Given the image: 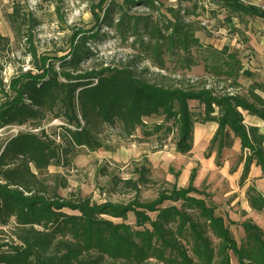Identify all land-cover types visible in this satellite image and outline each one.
<instances>
[{"label":"trees","instance_id":"obj_1","mask_svg":"<svg viewBox=\"0 0 264 264\" xmlns=\"http://www.w3.org/2000/svg\"><path fill=\"white\" fill-rule=\"evenodd\" d=\"M116 1L100 0L93 8L96 22L117 35L123 34V38L134 37L133 45H139L140 54L147 55L142 62L148 59L165 74L148 76L147 67L139 69L131 61L118 67L102 63L83 68L80 41L86 34L75 31L69 54L56 60L60 62L58 69L51 65L52 59L41 57L33 61V70H21L12 76L8 92L0 98V130L29 125L31 131L0 138V264H232L230 253L239 264H264V230L251 219L243 222L246 238L239 246L224 218L215 215L213 205L190 195L198 193L192 186L188 190L174 187L160 191L154 200L142 202L143 177L116 178L112 181L114 192L132 193L133 197L127 203L106 201L101 205L91 197H64L51 188L50 181L60 174L50 173L49 168L72 165L79 147L101 149L100 137L108 126H118L126 136H132L137 128L144 127V118L173 119L178 151L187 154L192 150L195 123L191 100L204 105L202 123L218 124L211 143L231 129L242 150H249L243 179L253 162L264 171V134L244 124L242 114L247 111L264 120V99L257 92L264 93V84L251 86L241 94L237 91L241 86L232 80L225 88L210 84L207 77L186 85L173 79L167 73L164 56L174 55L183 70L195 66L190 51L200 46L196 29L187 24L181 9L172 8L166 23L151 20L141 24V19L123 11V6L143 0H120L122 5ZM210 1L229 3L240 12L264 20L261 7L245 6L239 0ZM15 5L7 20L16 37L25 39L23 28L33 19H19L20 5ZM97 8L103 11V17L96 13ZM7 41L0 34V47ZM31 55L36 58L35 52ZM210 58L213 63L223 61L217 54ZM227 64H209L205 70L210 67L208 74L227 76L226 84L237 72L236 66L226 71ZM5 87L0 78L3 92ZM49 118L63 120L57 132L62 144L50 139L43 129ZM219 144L220 152L223 144ZM102 172L108 175V169ZM195 176L193 173L192 179ZM60 186L67 188V181ZM165 201L181 204L164 206ZM248 201L255 211L264 209V196L255 187L249 188ZM131 212L137 219L134 226L126 223ZM151 213H155V219ZM104 216L124 221L115 224Z\"/></svg>","mask_w":264,"mask_h":264},{"label":"rangeland","instance_id":"obj_2","mask_svg":"<svg viewBox=\"0 0 264 264\" xmlns=\"http://www.w3.org/2000/svg\"><path fill=\"white\" fill-rule=\"evenodd\" d=\"M99 2L100 0H0V34L9 40L7 45L4 43L0 47V78L6 85L4 92V89H0V98L8 92L7 86L12 76L21 70L23 72L33 70L35 60L48 57L53 60L50 62L51 65L58 69L60 62L56 60L69 54L71 36L75 31L86 34L80 41L83 68L96 67L102 63L118 67L121 63L131 61L139 69L147 67L148 76L160 72L148 59L142 62L147 55L140 54L139 45H133L134 37L123 38L121 37L123 34L117 35L103 23L96 22L93 8ZM116 2L123 4L120 0ZM239 2L245 6L256 7L261 0ZM15 4L20 5L19 19L25 16L33 19L23 28L25 39L16 37L7 20V15L14 10ZM261 6L264 9V6ZM172 8L182 10L181 16L185 15L187 24L196 29L200 46L190 51L196 61V65L190 69H181L182 62L174 55L164 56L170 77L181 80L185 85L207 77L210 84L225 88H228L232 80L241 86L237 88L241 94L251 86L258 88L264 84V68L260 66L258 69L255 68L259 59L253 50L255 42L252 36H260L262 30L259 26L264 21L262 18L249 16L248 19L254 25L248 26L250 23L246 19L248 14L236 10L229 3L210 0H143L140 3L123 6V11L130 16L139 17L142 24L151 20L167 22L171 17ZM96 13L103 17V11H99L98 8ZM256 20L259 21L257 25ZM250 27L258 28V32L254 30L250 35ZM31 52L36 53V58ZM212 54H217L228 63L227 67L225 65L226 71L236 66L237 72L228 83L224 82L227 76L208 74L207 72L211 71L210 67H207L206 72L205 67L209 64H212V67L224 64L223 61L213 63L210 58ZM189 102L195 123L192 150L187 154L178 151L179 137L173 119L167 121L164 116L144 118V127L137 128L132 136H126L118 126H108L100 137L103 144L101 149L91 151L87 147H79L76 156L71 160L72 165L65 167L53 165L49 168L50 173L60 174L58 178L50 181L51 188L64 197H91L94 203L101 205L106 201L127 203L133 197L132 193L114 192L112 181L116 178L139 180L143 177L140 184L142 202L154 200L160 191L172 190L174 187L188 190L189 186H192L198 193L190 195L212 204L215 215L224 218L237 244L242 246L246 238L243 222L251 219L264 230V209L257 212L250 207L248 201L250 187H255L264 196V176L260 179L259 188L255 184H250L257 182L252 179L250 182L247 179L250 173L243 179L244 164L249 150H242L241 146H238L239 139L231 129L226 131L224 137H219L211 143L217 130L213 133L210 122L202 123L205 117L204 105L196 100ZM63 124L62 119L49 118L45 121L43 129L50 139L62 144L57 132L60 131L59 126ZM30 129L29 125L5 127L0 130V138H9L18 132L31 131ZM32 131L40 133V130ZM220 141L223 149L219 152ZM254 163L256 162H253L252 166ZM104 169H108V175L103 174ZM193 173L196 174L194 179ZM63 180L68 183L65 189L60 186ZM120 188L118 190H122ZM180 202L175 203L180 206ZM164 203V206L175 204L171 201ZM66 212L77 213L69 210ZM150 215L155 219V213ZM104 217L111 219L115 224L124 221L121 218ZM136 222L135 215L129 213L126 223L134 226ZM230 260L232 264H239L233 253H230Z\"/></svg>","mask_w":264,"mask_h":264},{"label":"crops","instance_id":"obj_3","mask_svg":"<svg viewBox=\"0 0 264 264\" xmlns=\"http://www.w3.org/2000/svg\"><path fill=\"white\" fill-rule=\"evenodd\" d=\"M261 5L264 6V0L258 4L259 7H262ZM249 16L251 15H248L247 16V20H249ZM254 17V16H253ZM250 21V20H249ZM258 20H256V25L259 24V21L257 22ZM254 25L252 21H250V23L248 24V26H252ZM262 30V32H260V36H257L255 37L254 35L253 36V42H255V45H253V50H255V54H256V57L259 59L258 60V63H256V66L255 68L258 69L259 66L260 67H263L264 68V21L263 23L260 24L259 26ZM251 28V31H250V35L253 34L252 32L255 30L256 33L258 32V28H253V27H250ZM247 36H249V33L247 32L246 33ZM257 38L259 39H262V40H257ZM254 64V63H253ZM263 99H264V93H259ZM245 112V113H244ZM242 112V114L244 115V124H246L247 126H253V127H256L258 129H260V132L262 134H264V120L260 119V118H257L255 116H252L250 114H248L247 111H244ZM212 124V130H214L213 133L216 132V129L218 127V124L217 123H211ZM238 140V139H237ZM239 140L237 141V144L238 146H241V144H239ZM240 148V147H239ZM241 169V168H240ZM243 169V167H242ZM242 174V172L240 173V175ZM264 176V173L262 172L261 169H259V167L256 166V163L253 164V166L250 168V174L249 176L247 177V179H249V181L251 182V179L253 181H257L256 183H250L251 185H254L259 188V183L261 182V177ZM255 179V180H254ZM248 181V180H247ZM249 184V185H250Z\"/></svg>","mask_w":264,"mask_h":264},{"label":"built area","instance_id":"obj_4","mask_svg":"<svg viewBox=\"0 0 264 264\" xmlns=\"http://www.w3.org/2000/svg\"><path fill=\"white\" fill-rule=\"evenodd\" d=\"M26 69H28V68H26ZM26 69H24V70H26Z\"/></svg>","mask_w":264,"mask_h":264}]
</instances>
